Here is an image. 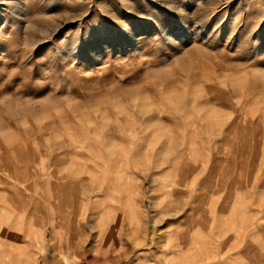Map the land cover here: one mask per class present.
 I'll return each instance as SVG.
<instances>
[{"label": "rangeland", "instance_id": "1", "mask_svg": "<svg viewBox=\"0 0 264 264\" xmlns=\"http://www.w3.org/2000/svg\"><path fill=\"white\" fill-rule=\"evenodd\" d=\"M0 264H264V0H0Z\"/></svg>", "mask_w": 264, "mask_h": 264}, {"label": "bare ground", "instance_id": "2", "mask_svg": "<svg viewBox=\"0 0 264 264\" xmlns=\"http://www.w3.org/2000/svg\"><path fill=\"white\" fill-rule=\"evenodd\" d=\"M25 207V206H24ZM26 208V207H25ZM25 212V211H24ZM28 212V211H27ZM13 213V212H12Z\"/></svg>", "mask_w": 264, "mask_h": 264}]
</instances>
